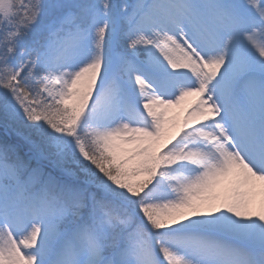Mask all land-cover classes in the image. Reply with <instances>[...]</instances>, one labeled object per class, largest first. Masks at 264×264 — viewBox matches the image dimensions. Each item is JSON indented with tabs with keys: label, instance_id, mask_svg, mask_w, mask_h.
Masks as SVG:
<instances>
[{
	"label": "snow or ice",
	"instance_id": "6c2138e0",
	"mask_svg": "<svg viewBox=\"0 0 264 264\" xmlns=\"http://www.w3.org/2000/svg\"><path fill=\"white\" fill-rule=\"evenodd\" d=\"M0 264H264V0H0Z\"/></svg>",
	"mask_w": 264,
	"mask_h": 264
}]
</instances>
